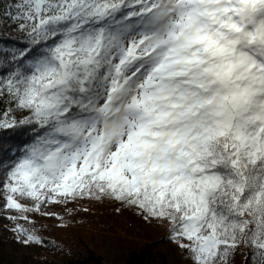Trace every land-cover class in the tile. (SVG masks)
<instances>
[{"label": "snow or ice", "instance_id": "6c2138e0", "mask_svg": "<svg viewBox=\"0 0 264 264\" xmlns=\"http://www.w3.org/2000/svg\"><path fill=\"white\" fill-rule=\"evenodd\" d=\"M0 191L24 246L86 199L264 264V0H0Z\"/></svg>", "mask_w": 264, "mask_h": 264}, {"label": "trees", "instance_id": "16d2710c", "mask_svg": "<svg viewBox=\"0 0 264 264\" xmlns=\"http://www.w3.org/2000/svg\"><path fill=\"white\" fill-rule=\"evenodd\" d=\"M117 207L85 199L46 206L55 217L29 213V221L19 223L44 241L30 246L18 242L15 225L6 218L16 213L0 210V264H175V259L190 264L165 239V227L148 225L134 210Z\"/></svg>", "mask_w": 264, "mask_h": 264}, {"label": "rangeland", "instance_id": "374dc122", "mask_svg": "<svg viewBox=\"0 0 264 264\" xmlns=\"http://www.w3.org/2000/svg\"><path fill=\"white\" fill-rule=\"evenodd\" d=\"M98 239V238H97ZM98 243V242H97ZM175 264H183V263H179L176 259H175Z\"/></svg>", "mask_w": 264, "mask_h": 264}]
</instances>
